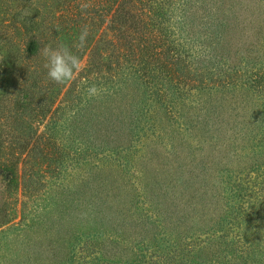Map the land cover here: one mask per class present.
I'll return each instance as SVG.
<instances>
[{"label": "rangeland", "instance_id": "1", "mask_svg": "<svg viewBox=\"0 0 264 264\" xmlns=\"http://www.w3.org/2000/svg\"><path fill=\"white\" fill-rule=\"evenodd\" d=\"M119 1L0 0V264H264V0Z\"/></svg>", "mask_w": 264, "mask_h": 264}, {"label": "clouds", "instance_id": "2", "mask_svg": "<svg viewBox=\"0 0 264 264\" xmlns=\"http://www.w3.org/2000/svg\"><path fill=\"white\" fill-rule=\"evenodd\" d=\"M82 10L87 8V5H82ZM90 35L88 26H84L78 36V41L75 45L77 51L69 46L60 44L57 46L46 45L41 49V54L44 57V68L47 78L52 83L63 85L73 80L77 71L80 70L82 57L79 55V50H83L87 45V39ZM85 96L89 99L100 98L105 89H102L95 83H92L83 89Z\"/></svg>", "mask_w": 264, "mask_h": 264}, {"label": "trees", "instance_id": "3", "mask_svg": "<svg viewBox=\"0 0 264 264\" xmlns=\"http://www.w3.org/2000/svg\"><path fill=\"white\" fill-rule=\"evenodd\" d=\"M126 1L128 3L127 7H125V4H126L125 0H120L117 7L111 9L110 12H108V10L106 11V6L101 7L99 5L98 10L96 11V13H97L96 15H98V18L88 16L87 20L90 19L92 21V23L95 25H99V24H100V26L106 25V28H107V26H111V25H109V23H113L114 20L118 21V19L120 17H125L126 22H128L130 20V18L133 21L139 20L141 18V14L140 15H134L130 10H127L128 6H132V5H131L130 1H128V0H126ZM157 7L158 8L161 7V14L162 13L166 14L163 6L158 4ZM109 8H110V6H109ZM67 9H68V7L65 8V10H67ZM141 12H144V10H142ZM35 17L36 16L33 15V17H28L27 19H25V26L23 28V31H24L27 39L29 38L25 43V50H24V52L26 53L28 58H32V55H35L36 52L38 51L39 41H37L34 37H37V31L39 30V28H38V26H36L37 22L35 20ZM14 30H20V29H18L17 26L10 27L7 24H5L4 22L1 23L0 24V40L11 39L12 33L14 32ZM133 42H134V40L130 39L127 41L126 45L132 46ZM94 66H97V65H94ZM119 67H120V64L118 65V68ZM108 68L111 70L113 67L109 66ZM33 85H35V83ZM52 86H54V85H52ZM61 86L62 85H55V87H57V88H60ZM11 88H12V86L10 84H8L6 86V91L9 92L11 90ZM24 91H26V90H24ZM47 95L48 94H43V97H46ZM4 96H5V93H4ZM47 101L48 100H46L45 98H39L38 109L41 110L42 113H45L47 111V109L45 111V108L48 106Z\"/></svg>", "mask_w": 264, "mask_h": 264}]
</instances>
